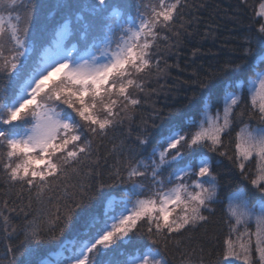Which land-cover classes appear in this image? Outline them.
Instances as JSON below:
<instances>
[{
  "label": "snow or ice",
  "instance_id": "obj_1",
  "mask_svg": "<svg viewBox=\"0 0 264 264\" xmlns=\"http://www.w3.org/2000/svg\"><path fill=\"white\" fill-rule=\"evenodd\" d=\"M186 7L187 0H0V177L41 206L22 229L23 260L9 246L0 264H36L45 223L49 232L58 227L61 235L65 229L74 234L52 260L39 264H168L169 246L175 242L179 249L184 234L206 223L205 212L215 204L224 205L230 228L225 264H264V23L244 35L239 62L193 73L185 98L191 115L161 129L151 153L113 143L108 155L115 163L107 180L99 178L94 142L102 144L146 102L140 94L147 79L164 71L158 49L174 47ZM256 15L264 18V3ZM245 115L258 123L239 128L230 154L224 137ZM137 141L152 143L141 136ZM202 149L227 157L244 179L254 160L255 193L236 188L222 198L214 172L220 162ZM85 167L86 175L97 176L94 184L77 179ZM0 217L8 239L16 228L9 232V217ZM137 235L148 242L134 240ZM194 255L181 251V264H196Z\"/></svg>",
  "mask_w": 264,
  "mask_h": 264
},
{
  "label": "trees",
  "instance_id": "obj_2",
  "mask_svg": "<svg viewBox=\"0 0 264 264\" xmlns=\"http://www.w3.org/2000/svg\"><path fill=\"white\" fill-rule=\"evenodd\" d=\"M261 1L246 0L245 4H241L240 0H187L188 7L183 10L184 20L182 21L185 28L180 29L179 37H172L174 47H171L170 51L164 48L158 49L163 53L164 59L161 60V67L164 71L147 79L146 90L140 94V98L146 102L138 106L135 112H130V118L125 120L122 126H118L115 132L110 131L109 138L102 144L99 141L94 142V148L99 145L101 157L99 161L100 179L109 178L110 165L115 163L114 156L108 155L113 143L119 144L123 141L127 148L136 149L138 154L147 156L155 146L153 137H157L161 129L186 120L191 115L185 108V98L191 95L192 87H194L191 83L196 78L193 75L194 72L203 76L218 69L225 62H239V49L244 35L249 28L255 31L259 24L263 23L256 15ZM129 2L131 3L132 0ZM15 14L13 12V15ZM164 60L171 67H167ZM151 89L155 91H149ZM211 103L215 104L216 98H213ZM212 110L215 111V107ZM246 123L255 127L258 121L249 120L246 115L236 118L231 136L224 137L230 154L235 151L236 132ZM153 124L156 127H153ZM138 136L148 137L152 143L140 146L137 141ZM202 151L214 161L220 162L219 167L214 168V172L221 187L222 198L224 194L236 188L246 187L250 192H254L250 183V179L254 177L251 162L246 169L249 179H244L239 169L227 157L207 153L206 149ZM103 157H107V161ZM91 167L95 168V165ZM89 170V167H85L83 169L85 175L77 178L84 179L86 186L94 184L97 180L95 174L86 175ZM72 183H75V180ZM68 191L71 193L74 189L69 187ZM63 193L64 189L60 188L54 194L53 203L49 206L52 212H55L57 198L63 196ZM5 200L8 201L6 209L4 208ZM60 203L63 204L62 199ZM40 207L34 195L30 196L27 191L21 194L19 188H9L4 178L0 177V212L9 217V232L13 227L16 228V233L5 239L4 222L0 217V262H6L9 246L13 247L16 260L18 262L23 260L24 257L18 247L20 240L23 239L22 229L28 221L37 218ZM13 208L16 211H12ZM21 208L24 209L23 212L20 211ZM213 209L212 213L205 212V215L210 217L206 223L184 234L179 249L175 246V242L169 246L168 264H181L180 252L185 250L195 251L193 259L196 264H199L201 255H203L204 264H225L222 260V253L224 241L228 237L229 224L226 223L227 215L224 205L215 204ZM41 227L45 229L42 232L44 243L38 246V251L33 258L36 264L40 261L52 260L54 258L52 254L58 251L59 244L63 241H70L74 234L72 229H65L61 235L58 227L49 232L47 223ZM134 240L148 242L144 235L134 236ZM127 250L131 251V246ZM115 258L123 260L125 257L116 254Z\"/></svg>",
  "mask_w": 264,
  "mask_h": 264
},
{
  "label": "rangeland",
  "instance_id": "obj_3",
  "mask_svg": "<svg viewBox=\"0 0 264 264\" xmlns=\"http://www.w3.org/2000/svg\"><path fill=\"white\" fill-rule=\"evenodd\" d=\"M262 3H264V0L261 1V4H262ZM261 4H260V5H261ZM260 5L258 6L257 12L260 10ZM5 15H6V13H5ZM260 19H261L262 22L264 23V18L260 17ZM212 112H213V114L215 113L214 110H213ZM242 127H243V126H242ZM251 163H252V166H253V169H252L253 176L255 177V175H256L255 161L253 160ZM165 175H167V173H166ZM254 177H253V178H254ZM253 193H255V189H254V192H253ZM256 196H259V193H256ZM253 203H256L255 199H252V200L250 201V206H251V204H253ZM228 226H229V225H228ZM251 230H252V231L255 230V223H254V222L251 224ZM229 232H230V228L228 227V237H229ZM228 237H227V238H228ZM256 263L258 264V260L256 261ZM234 264H241V262H234Z\"/></svg>",
  "mask_w": 264,
  "mask_h": 264
}]
</instances>
